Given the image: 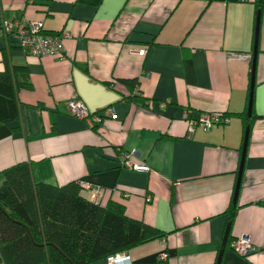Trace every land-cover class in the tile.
<instances>
[{
    "label": "crops",
    "instance_id": "1",
    "mask_svg": "<svg viewBox=\"0 0 264 264\" xmlns=\"http://www.w3.org/2000/svg\"><path fill=\"white\" fill-rule=\"evenodd\" d=\"M256 1L0 0V22L41 20L47 32L68 35L61 58L0 42V71L17 68L29 82L17 90L19 118L0 124V173L27 161L34 182L92 183L100 202L123 204L127 216L165 232L164 243L124 251L129 264H216L225 211L234 205L229 233L245 235L255 250L243 257L226 247L220 264H264V0L258 22ZM71 99L88 116L70 115ZM186 109L193 117L227 113L229 122L187 136ZM243 111L254 118L233 203L245 133L236 113ZM130 149L150 172L119 167L115 154Z\"/></svg>",
    "mask_w": 264,
    "mask_h": 264
},
{
    "label": "trees",
    "instance_id": "2",
    "mask_svg": "<svg viewBox=\"0 0 264 264\" xmlns=\"http://www.w3.org/2000/svg\"><path fill=\"white\" fill-rule=\"evenodd\" d=\"M261 9L262 0H257V22ZM185 53V75L190 80L193 70L189 53ZM254 63L252 60V67ZM20 77L23 75L18 76L17 68L6 66L0 71V124L19 118L17 90L29 85ZM133 83L135 80L125 81L128 86ZM236 114L242 119L244 129L251 127L253 112L251 117L244 111ZM0 174V260L3 264H92L165 236L157 227L127 216L123 204L108 201L102 205V202L90 201L87 190L79 187L80 181L62 185L34 182L27 161L14 163ZM235 213L234 205L226 209L227 224H232ZM232 239L229 233L225 248Z\"/></svg>",
    "mask_w": 264,
    "mask_h": 264
},
{
    "label": "built area",
    "instance_id": "3",
    "mask_svg": "<svg viewBox=\"0 0 264 264\" xmlns=\"http://www.w3.org/2000/svg\"><path fill=\"white\" fill-rule=\"evenodd\" d=\"M243 1V0H242ZM68 35L66 33L53 34L47 32L41 20L26 19L19 17L14 20L0 22V42L13 39L19 48L26 51L27 53L42 57L52 56L61 58L64 55V38ZM146 48L139 50L140 54H143ZM110 110L104 111L103 117L95 116L92 117L93 125L100 123L104 120V117L110 114ZM68 113L72 116L85 118L88 116L89 111L81 100L71 99L68 103ZM183 119L187 122L186 135L190 136L196 127H203L204 129H210L212 126L219 124H227L229 117L222 115L221 113L204 112L199 116H191V110L186 109L183 113ZM123 166L139 172H149L150 166L146 163L141 162V157L136 149L122 152ZM139 159V160H137ZM91 194L93 192L102 194L100 187L88 189ZM93 192H92V191ZM128 196V195H126ZM153 200L151 196L145 197L146 202ZM250 240L246 237H238L232 239L229 243V247L236 252L238 255L246 257L254 251V247L249 245ZM121 259V261H128L129 256H119V253L110 256V261L114 262ZM0 264L3 262L0 260Z\"/></svg>",
    "mask_w": 264,
    "mask_h": 264
},
{
    "label": "rangeland",
    "instance_id": "4",
    "mask_svg": "<svg viewBox=\"0 0 264 264\" xmlns=\"http://www.w3.org/2000/svg\"><path fill=\"white\" fill-rule=\"evenodd\" d=\"M110 110V109H109ZM99 115V117H103L101 114H98ZM225 116H227V117H229V115H225ZM78 118V117H77ZM216 125H219V124H216ZM222 125H224V124H222ZM215 126V125H214ZM130 150H133V149H130ZM129 150V151H130ZM137 150V149H136ZM138 151V150H137ZM139 152V151H138ZM116 156L115 157H117L118 159H119V167H123V168H126V167H124L123 166V157H122V153H120L119 155H117V154H115ZM139 156L142 158V156H141V154H140V152H139ZM126 169H128V168H126ZM129 170H132V169H129ZM132 171H135V170H132ZM150 171H151V168H150ZM149 171V172H150ZM78 185H79V187L80 188H84L85 190H87V191H89L88 189H91V188H95V187H98L97 185H94V184H92V183H89V182H86V181H81V183H78ZM92 191V190H91ZM93 192V191H92ZM128 191H125L124 193H123V195L126 197V195H129V194H126ZM94 193V195L93 194H91L90 193V196H89V200L90 201H92V202H96V203H100V201H99V198H100V194H97V193H95V192H93ZM151 201H153L152 199H151ZM102 205H103V203H102ZM125 214L127 215V213H126V211H125ZM133 219V218H132ZM134 220H138V219H134ZM139 221H140V219H139ZM239 237H246L245 235H241V236H239ZM238 238V237H237ZM247 238V237H246ZM159 240L162 242V243H164V241H163V238H159ZM250 243L251 244H249V245H251V246H253L254 248H255V246L253 245V243L250 241ZM123 255H126V253L125 252H120L119 253V256H123ZM110 256H112V255H108V256H106L105 258H107V261H109V262H111L110 261ZM159 257H160V259L161 260H165L167 257H166V253H163V252H161L160 254H159ZM111 263H113V264H121V263H127V264H129V260L128 261H121V259H119V260H116V261H114V262H111Z\"/></svg>",
    "mask_w": 264,
    "mask_h": 264
},
{
    "label": "water",
    "instance_id": "5",
    "mask_svg": "<svg viewBox=\"0 0 264 264\" xmlns=\"http://www.w3.org/2000/svg\"><path fill=\"white\" fill-rule=\"evenodd\" d=\"M254 57H255V51L253 52V58ZM252 94H253V75H252V78H251V87H250V92H249V103H248V107H247L248 115H250V113H251ZM248 131H249V128L247 127L245 129L244 140H243V145H242V149H241V163H240V167H239L237 183H236V186H235V191H234V196H233V203H235V201H236L237 193H238V189H239V181H240V178H241V172H242V168H243V160H244V156H245V148H246V144H247ZM228 233H229V224L226 225L225 232H224V235L222 237V241H221L220 250H219V253H218L216 264H220L222 254H223L224 249H225V243H226V240H227V237H228Z\"/></svg>",
    "mask_w": 264,
    "mask_h": 264
},
{
    "label": "flooded vegetation",
    "instance_id": "6",
    "mask_svg": "<svg viewBox=\"0 0 264 264\" xmlns=\"http://www.w3.org/2000/svg\"><path fill=\"white\" fill-rule=\"evenodd\" d=\"M91 193V192H90ZM255 250V249H254ZM252 253V252H251Z\"/></svg>",
    "mask_w": 264,
    "mask_h": 264
}]
</instances>
